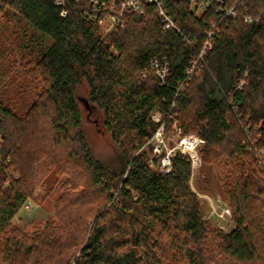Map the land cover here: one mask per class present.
Masks as SVG:
<instances>
[{
    "label": "trees",
    "instance_id": "16d2710c",
    "mask_svg": "<svg viewBox=\"0 0 264 264\" xmlns=\"http://www.w3.org/2000/svg\"><path fill=\"white\" fill-rule=\"evenodd\" d=\"M113 1L0 0V264H264V0H225L235 17L161 0L176 29L141 3L102 36ZM78 99L102 114L108 164L86 142ZM154 112L166 132L178 115L183 135L204 140L231 232L203 219L186 154L169 173L148 167ZM40 187L57 192L54 215L19 229L12 219Z\"/></svg>",
    "mask_w": 264,
    "mask_h": 264
},
{
    "label": "rangeland",
    "instance_id": "374dc122",
    "mask_svg": "<svg viewBox=\"0 0 264 264\" xmlns=\"http://www.w3.org/2000/svg\"><path fill=\"white\" fill-rule=\"evenodd\" d=\"M191 11L197 17L203 13V11L195 10L192 7ZM112 14L117 15V12L104 13L97 18V24L102 36L109 35L117 24H123L122 15L120 18H117L112 17ZM151 73L153 74V71H151ZM78 96H86L83 86L78 89ZM77 105L81 115L82 128L86 142L94 158L104 164L110 163L115 159L116 154L110 141L109 134L103 125L102 114L82 99L77 100ZM173 119L174 121L169 126V130L167 132L165 131V136H167V139L169 138V144H167V146L170 148L177 142L179 135L183 136L178 115L174 116ZM190 134L196 135L195 133H188L186 135ZM204 144L203 140V143H201L190 155L194 160L196 159L194 165H191L190 187L199 202L203 212V219L207 222L208 227L218 229L227 234L234 229V222L231 217L230 209L222 194L217 167L214 163L204 162L202 159L201 150ZM147 150L149 153L152 152L149 148H147ZM159 155L162 156L161 154ZM160 156H158L157 159L155 158L152 164L148 162L150 158H152L149 157L147 161L148 167L154 171L160 172ZM190 156L187 155L189 160ZM259 166L261 165L259 164ZM56 198L57 192L51 191L48 193L43 187H40L35 192L34 197L28 199L22 205L11 223L24 231L40 229L43 224L54 215Z\"/></svg>",
    "mask_w": 264,
    "mask_h": 264
},
{
    "label": "built area",
    "instance_id": "2783aa9c",
    "mask_svg": "<svg viewBox=\"0 0 264 264\" xmlns=\"http://www.w3.org/2000/svg\"><path fill=\"white\" fill-rule=\"evenodd\" d=\"M161 0H121L120 2H112L111 7H119V10L117 11V15L112 14V17L120 18L122 15L123 9H131L132 11H139L140 4L141 3H151L154 4L158 9V14L160 17V22L164 25L165 29L173 28L176 29V26L174 22L170 19L169 16L162 10L161 8ZM176 1V0H174ZM188 3L192 8L195 10L204 11L210 7H212L214 4L217 6L215 9L217 12H223L227 17H235L236 13L234 10V6L231 7H225V0H182ZM244 21L248 23H252L253 21H257V18H253L249 15H245L243 17ZM213 29V27H212ZM212 32L208 33V36H210ZM203 54V52H202ZM150 70L153 71L154 75L160 79L161 81H164L165 75L167 72V66L166 64L163 66H160L157 61H153L150 64ZM151 120L158 124V128L154 132V134L146 141L144 148H149L152 150L150 160L148 161L149 164L153 163V160L161 154L160 156V162H161V171L160 173L166 174L169 173L172 169L171 165V159L173 156L176 155L177 152L186 153L187 155H191L192 152L201 144L203 143V140L198 137L197 135H179L177 142L174 144V146L168 147V139L167 136H165V121H163L162 116L154 112L151 115ZM196 162V159L194 160L193 157L190 156V163L193 166ZM150 166V165H149ZM151 167V166H150Z\"/></svg>",
    "mask_w": 264,
    "mask_h": 264
}]
</instances>
